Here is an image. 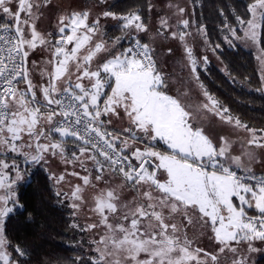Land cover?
<instances>
[{
  "label": "snow or ice",
  "instance_id": "obj_1",
  "mask_svg": "<svg viewBox=\"0 0 264 264\" xmlns=\"http://www.w3.org/2000/svg\"><path fill=\"white\" fill-rule=\"evenodd\" d=\"M50 3L0 0V264H29L27 248L11 243L6 224L27 212L20 190L36 171L73 216L89 207L84 190L96 187L93 179L110 185L90 206L98 221L71 225L92 232L85 243L95 253L73 264H251L248 254L264 249V128L234 116L200 82L197 69L207 70L208 57L198 63L185 40L194 35V9L186 15L185 6L169 3L177 19L170 23L162 15L154 33L138 10L103 11L119 22L120 35L106 38L99 16L89 22V11L59 16L55 35L41 32L37 21ZM153 7L149 3L148 12ZM246 12L236 15L237 27L225 18L223 42L230 48L236 41L261 44L264 0H252ZM141 34H149L148 42ZM195 34L213 54L223 51L221 43L209 42L204 26ZM169 38L183 46L189 83L194 79L205 98L199 104L187 88L171 94L172 76L156 53L157 41ZM37 49L45 57L30 60ZM260 51L257 90L264 92ZM37 71L40 82L34 83ZM208 113L245 133L236 147L229 135L205 126ZM117 121L126 126L109 127ZM56 160L78 162L85 174L54 171ZM66 174L83 184L64 191ZM123 190L131 196L123 199ZM203 230L214 251L193 247Z\"/></svg>",
  "mask_w": 264,
  "mask_h": 264
},
{
  "label": "trees",
  "instance_id": "obj_2",
  "mask_svg": "<svg viewBox=\"0 0 264 264\" xmlns=\"http://www.w3.org/2000/svg\"><path fill=\"white\" fill-rule=\"evenodd\" d=\"M78 1L66 2L76 7V4L79 6ZM155 1L157 0H105L101 3L100 0H80L82 5L89 6L97 13L112 11L126 14L138 10L146 17L150 29L153 27V20L160 15L154 7L148 12L147 5L151 3L154 6ZM251 2L252 0H188L187 5L190 13L194 9L192 18L195 24L192 25V30L195 44V29L202 25L209 42L213 46L221 43L223 49L217 50L214 55L218 62H208L206 71L198 67L200 82L234 116L250 127L261 129L264 128V92L257 90L261 86L262 67L257 59L261 51L257 55V51L249 49L241 41L235 42L236 48H230L223 42V35L227 32L223 27L225 18L229 26L237 27L236 15L246 17L247 6ZM102 20L106 38L120 35L117 20L111 17ZM155 29L153 28L154 31ZM141 35L144 42H148V34ZM261 48H264V29L261 30L259 49ZM181 71L179 69V73ZM34 175L35 179L20 190L27 212L6 224V235L11 243L27 248L29 255L26 259L29 264H73V261L85 253L95 255L87 251L85 233L71 227L76 220L71 214L72 209L66 206L67 202H58L54 195L55 189L51 182H45L42 171H36ZM29 214L31 219H28ZM252 264H264V250L254 256Z\"/></svg>",
  "mask_w": 264,
  "mask_h": 264
},
{
  "label": "rangeland",
  "instance_id": "obj_3",
  "mask_svg": "<svg viewBox=\"0 0 264 264\" xmlns=\"http://www.w3.org/2000/svg\"><path fill=\"white\" fill-rule=\"evenodd\" d=\"M66 1L67 0H51V3L48 5V7L44 9V15L37 21L38 30H40L41 32H52V33H54L53 30L56 29V25L58 23L59 16L65 14V13H68L70 10H74V6H72L71 4H68V2H66ZM169 3H179V4L186 7L188 4V0H166V1L157 0L154 2V8H156L157 14L169 16L170 17V23H173L177 18L171 16V10L167 7V5ZM76 7H77V4H76ZM186 10H187L186 15L190 14L189 9L186 8ZM52 16L54 18L56 17L57 19H53ZM150 32L154 33L155 31L151 28ZM148 36H149V34H148ZM194 37H195L194 35L187 36L185 38V40L189 44V46H191L193 48V54L196 56L198 63L200 62V58L204 55H207L209 62H216L217 63L218 58L214 54H212V52L210 50H207V46L203 42V36L199 35V34L196 35L197 44H195ZM169 47L172 48V50H173L172 53H168L167 49ZM246 47H248L251 50L257 51V55L260 53L259 46L246 45ZM156 53L159 55V59L161 58L163 60V62H161L163 71L172 76L173 83H172L171 93H173V92L175 93L176 90L180 89V88H187L189 90V96L191 98V101L193 103H196V104L201 103L205 98L202 94L201 89L199 88V84H197L194 79L189 83V80H188L189 68L187 67V65H186V67L183 66L184 69H182V67L178 68V67L166 66L167 63H170V62L173 63L174 60H178V61L182 60L183 62L187 61L181 42H179L176 39H172V38L163 40V42H160L158 40L157 44H156ZM45 55H46L45 53H42L39 49H37V51L35 53H33V55L29 59L31 60V59L35 58L39 61V60L43 59L45 57ZM165 61H169V62H165ZM164 65H165V67H163ZM179 65H182V63ZM179 69L182 70L180 73H179ZM178 78L184 79L185 82L183 84H181L180 79H178ZM33 80H34V83L40 82V76H39L38 71L33 73ZM37 96L39 98V96H40L39 92H37ZM204 123H205V126L211 124L217 131H220L225 135H229L230 138L233 140L234 147H236V145H238L240 143V141L237 139V136L245 135V133L242 131H233L230 128V126L220 123L218 118L211 113H208L206 116H204ZM257 151L259 152L261 150L257 149ZM86 164L89 167V169L92 168V161L88 160V161H86ZM52 168L54 171H58V172L66 170L67 173H71L72 171H76V172H79L81 175L85 174L83 172V170L81 169V167H79L78 162L75 164L65 165V164L61 163L59 160H56L52 164ZM257 168H258V166H257ZM106 175H108L107 172H106ZM117 180H118V178H113L112 185H114L117 182ZM93 183L96 184V187L94 189L91 188V186H85V190H84V195L87 197V203H88L89 207L82 209L79 215L74 216L76 223H78V224H87V223L98 221V219H99L98 216H96L95 214H93L90 211V206L93 203V200H94V197L96 196V194L98 192H100L102 189L109 187L110 185H106L103 180L102 181H95L93 179ZM74 184H81L82 185L83 182L77 176H72V175L66 174V181H65L63 190L64 191H70L71 186ZM130 196H131V193L129 191L123 190V192H122V198L123 199H127ZM93 231H95V230H93ZM195 231L201 232V230H199V229H196ZM84 233H85L84 235L86 236L87 241H89L90 238H92V232H84ZM189 234L191 235V232ZM95 238L98 239L99 237H95ZM255 245L257 247H260L261 243L259 241H257V242H255ZM197 246L203 247L206 250L214 251L215 245L213 244V242H211L207 239V230H203L202 234L198 235L195 238L194 243H193V247H197ZM87 251H89L88 248H87ZM259 253L260 252L248 254L251 264H252L254 256H256ZM141 257H143V254H141Z\"/></svg>",
  "mask_w": 264,
  "mask_h": 264
},
{
  "label": "crops",
  "instance_id": "obj_4",
  "mask_svg": "<svg viewBox=\"0 0 264 264\" xmlns=\"http://www.w3.org/2000/svg\"><path fill=\"white\" fill-rule=\"evenodd\" d=\"M164 1H166V0H164ZM78 4H79V6H77V7H74V10H70L69 12H72V11H76V12H81V11H89V13H90V15H89V22L91 23V21L94 19V18H96L97 16H99V18H100V20H101V25L103 26L104 24H103V20L102 19H104L105 17H103L102 16V12H100V13H97L96 11H94V10H91L90 9V7L89 6H85V5H82L83 3H81L80 2V0L78 1ZM186 8L188 9V5L186 6ZM162 15L160 14V15H157V18H155L153 21H154V24H152L151 26H153L152 27V29L153 28H156V27H158L159 26V19H160V17H161ZM52 18L53 19H57L56 17L54 18L53 16H52ZM0 19H2V18H0ZM56 29H54L53 31H54V35H55V31ZM102 30H103V32L104 33H106V31H105V27L103 26V28H102ZM106 37V36H105ZM72 46L71 45H69V48H71ZM102 55H104V53H101V54H98V56H97V60L100 58V56H102ZM161 62H163V60L160 58L159 59V63H160V66H162L161 64ZM165 62H169V61H165ZM164 62V63H165ZM187 61H182V60H180V61H178V60H174V62L173 63H167V65L166 66H168V67H178V68H180V67H182V68H184V67H186V65H187V63H186ZM93 63H95V60H94V62ZM181 64L182 63V65H179V64ZM184 66V67H183ZM163 67H165V65L163 66ZM38 83V82H37ZM171 94H173V95H175L176 94V92L174 93H171ZM126 126V121H123V122H121V121H117V122H115L114 123V125H110L109 127H119V128H123V127H125ZM130 143V145H131V142H129ZM132 146H134V145H132ZM130 150V149H129ZM258 166V170H259V165H257ZM256 166V167H257ZM261 247V246H260ZM262 250H264V249H262ZM262 250L260 251V253L262 252Z\"/></svg>",
  "mask_w": 264,
  "mask_h": 264
}]
</instances>
